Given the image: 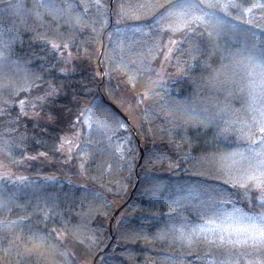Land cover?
I'll list each match as a JSON object with an SVG mask.
<instances>
[{
  "label": "trees",
  "instance_id": "obj_1",
  "mask_svg": "<svg viewBox=\"0 0 264 264\" xmlns=\"http://www.w3.org/2000/svg\"><path fill=\"white\" fill-rule=\"evenodd\" d=\"M189 1L198 3L208 15L202 20L189 22L187 27L174 34L165 31L155 37L153 43L152 37L122 34L125 32L121 29L129 30V26L139 23L137 16L143 20L163 11L170 4L178 8L179 0H114L112 27L110 0H99L103 6L99 15L108 21L107 28L97 19L96 8L89 6V2L95 5L96 0H0V83L23 86L26 78L34 80L44 77L46 80L51 65L64 67L63 60L66 57V50L52 49L51 43L61 46L67 43L71 46L73 58L76 59L71 87L64 89L55 103L49 104L45 111L56 112L64 120L74 118L67 111L70 109L75 113L77 109L73 92L82 77L91 78L94 72L99 71L98 57L103 36L105 48L113 49L103 56L102 62L103 71L109 74L102 87L93 84L91 95L79 103L83 105L93 96L97 100L103 96L113 103V98L120 101L122 95L126 97L127 94L130 102H135L140 98L138 94L142 95L145 90L159 93L151 96L144 105H139L142 117L138 119L136 134L132 133L135 158L129 157L131 163L123 164V161L118 160L119 153L113 155L118 145L117 136H112L109 142L105 135L95 134L92 138L99 143H94L89 150L96 153V160L91 164L86 163L87 171L81 174L78 161L76 164L64 165L57 163L51 153L48 159L38 156L39 152L49 149L37 144L35 139L50 144L48 135L52 126L47 125V130L42 132V129H46L45 121L34 128L33 125L37 123L35 119H17L19 108L12 103L16 96L12 95L11 87L3 88L0 92V107L9 114L0 116V162L5 164L11 177L0 176V264H79V257L75 256L74 251L78 246L73 243L74 237L71 235L73 226L77 224L85 228L84 236H96L104 244L112 242V246H118V259L123 264H179L176 259L179 256H183L188 264H201L195 256L187 255L180 245L171 240L151 238L157 228H150L149 225L163 221L165 217L161 214L167 213L168 207L164 196L153 205L140 195L146 176L158 175L173 189L204 182L206 186L218 188L230 199L231 203L225 205L226 209L230 210L234 206L247 210L244 189L221 187V182L213 179L216 162L210 154L231 150L235 146V137L213 140L212 131L206 137H201L200 142L192 146V154L206 153L209 158L202 160L195 170L190 165L171 172L166 168L146 169L144 166L150 154L163 150L164 145L168 144L169 130L179 140L185 128L194 126L185 123V107L199 111L211 101L214 105L228 104L234 109H242L248 103L247 85L250 77L259 80L258 70L252 71L246 66V61L240 62L241 54L244 57L252 56L256 61L264 60V43L254 46L252 40L246 39L247 28L264 30V9L255 6L257 0ZM121 6L123 17L116 14ZM210 18L220 23L208 22ZM120 19H123L122 22L117 23ZM93 26L97 31H92ZM234 26L239 28L234 29ZM108 32L113 33L111 42ZM170 38L177 41L170 56L171 63L180 68L179 75L154 88V77L168 62L163 53L171 46L168 44ZM121 42L122 47L119 46ZM53 74L60 76L58 71ZM129 77H132V86ZM96 79L101 83L102 76ZM62 82L59 78L56 80L57 84ZM20 95L22 98L23 92ZM32 95L37 93L33 91ZM118 118L122 119L119 114ZM173 124L178 128H173ZM137 138L143 149V159L138 169L141 153ZM205 140L208 143H204ZM184 151H189V148L185 146ZM25 156H37V159H25ZM59 159L62 161L63 158ZM109 163L113 165L110 172L104 170ZM196 172L201 174L197 175ZM49 175L57 177L55 184L46 181ZM18 176L27 179L19 181L16 179ZM137 179L138 187L113 222L111 233L109 221L115 211L128 201ZM82 185L104 196L103 201L95 202L93 210L85 219L78 215L81 211L80 201L77 199L74 204H69L60 191L61 188L71 190L79 196L78 189ZM50 193L58 194L60 199L55 201ZM55 204L59 207L56 208ZM83 207L86 211L87 205ZM56 211L64 214L57 216ZM44 212L50 213L47 224L42 219ZM153 215L156 220L141 219ZM184 215L194 223L199 222L191 212H185ZM141 225L148 239L144 235L135 240L120 239L119 234L128 230L129 226L139 228ZM158 227H164V224L160 223ZM53 228L57 231L68 229L67 239L58 242L56 234L51 232ZM192 251L203 257L207 249L201 244ZM207 259L213 257L208 256Z\"/></svg>",
  "mask_w": 264,
  "mask_h": 264
},
{
  "label": "snow or ice",
  "instance_id": "obj_2",
  "mask_svg": "<svg viewBox=\"0 0 264 264\" xmlns=\"http://www.w3.org/2000/svg\"><path fill=\"white\" fill-rule=\"evenodd\" d=\"M89 6L96 8L97 19L101 20L104 28H107L108 21L99 15L100 8L103 7L99 0H96L95 5L89 2ZM255 6L264 9V0H257ZM192 7L194 5L190 6L188 0H179L178 8L176 5L170 4L163 11L143 20L137 16L136 20L139 23L129 26V30L133 34H141L145 38L152 37L153 43H155V37L165 31L174 34L187 27L185 18L192 15ZM122 9L123 6L117 11L118 16H122ZM208 22L220 23V21H213L211 18ZM238 28L239 26H234V29ZM92 31H97L95 26ZM247 31L246 39L252 40L254 46L264 43V30L247 28ZM107 36L111 42L113 33L108 32ZM168 44L171 47H167L163 53L166 59L172 53L173 46L177 44V41L170 38ZM119 46L122 47V42ZM51 47L57 51L66 50V57L63 60L64 67L57 68L56 65H51L46 80L44 77H36L34 80L26 78L23 86L0 83V92L4 87H11L12 95L16 96L12 103L19 108L17 119L19 117L35 119L37 123L33 125L34 128L39 127L41 121H45L46 129H42V132L47 130V125L52 126L48 135L50 144L33 137L37 144H42L49 149V151L39 152L38 156L48 159L51 153V157L56 159L57 163L64 165L76 164L78 161L77 166L82 174L87 171L86 163L91 164L96 160V153L89 149L94 143H99V141H94L92 136L100 134L105 135L109 142H111L112 136L118 137L119 144L113 155L121 153L117 159L124 160L123 146L125 143L129 145L132 143L131 127L127 122L118 118V113L114 110L112 103L106 101L103 96L99 100L93 96L83 105L79 103L81 99H87L91 95L93 84L98 88L102 87L96 78L109 73L96 71L91 78L82 77L77 82V87L73 92V100L77 102V109L75 113L67 109L70 116L74 118L64 120L62 115L56 112L45 111L49 104L55 103L64 89L71 87L70 81L75 72L76 59L73 58L71 46L67 43L61 46L52 42ZM110 51L113 49H103L106 56ZM151 53L150 49L149 55ZM245 61L247 62L246 66L250 67L252 71H259V80L250 77L247 85L248 103L244 108L234 109L228 104L214 105L211 101L199 111L185 107L183 109L185 123H191L194 126L185 128L179 140L169 130L168 144L164 145L163 150L150 154L144 161L146 169L158 168L162 170L166 168L171 172L181 166L190 165L195 170L202 160L209 158V154L206 153L196 156L192 154V146L199 143L201 137H206L209 131H212L211 138L213 140L220 137L225 139L235 137V146L231 150L210 154L211 159L216 162L213 179L219 180L221 187L230 186L231 188L244 189L247 210L234 206L230 210L226 209L225 205L231 203L230 199H227L218 188L206 186L204 182L187 184L176 189L165 184L164 179L158 175L146 176L142 182L140 192L142 197L154 205L160 201V197L164 196L168 207L167 213L161 214L165 217L163 221L149 225L150 228H157V231L151 234V238L171 240L174 244L180 245L187 255L195 256V259L201 261V264H264V60L256 61L252 56L244 57L241 54L240 62L244 63ZM68 65H72V67L70 68ZM54 71H58L60 76L54 75ZM58 78L63 82L57 84ZM131 80L132 77H129L130 82ZM153 86L155 87V84ZM33 91L37 95L33 96ZM21 92H23L22 98ZM138 95L140 98L136 100V104L140 105L159 93L148 89L142 95ZM123 106L124 101H121L120 107ZM7 114H9L7 110L0 107V116ZM168 123L171 124V121ZM84 126L90 129L88 138H85ZM172 126L178 128L177 125L173 124ZM108 133L111 135H107ZM204 143H208V141L205 140ZM185 146L189 148V151H184ZM127 155L134 159V150L129 149ZM59 157L63 158L62 161ZM24 158L35 160L37 156H25ZM112 167V163H109L104 170L110 172ZM195 174L201 173L196 172ZM211 174L209 173V175ZM7 175V171L0 169V176ZM16 179L24 181L27 178L18 176ZM45 179L51 184H55L57 181V177L54 175H49ZM60 191L63 193V199L69 204H74L77 199L80 201L81 211L78 215L81 219L90 215L97 200H104L102 193L90 190L87 185L80 186L79 196L71 190L65 191L61 188ZM49 195L54 197L55 201L60 199L56 193ZM85 204L87 205L86 211L83 207ZM55 207L58 208L59 205L55 204ZM185 212L195 214L199 222H192L188 216L184 215ZM63 214L60 211L55 212L57 216ZM126 215L127 213H125ZM49 217L50 213L44 212L43 222L47 224ZM141 219L156 220V217L153 215ZM160 223H163L164 227H158ZM84 231L85 228L80 224L74 225L71 231V235L74 237L73 243L78 246L74 251L75 256L79 257V264H123V261L118 259V246L104 244V241L96 236H84ZM51 232L56 234L55 238L58 242L67 239L69 235L68 229L57 231L53 228ZM141 235L148 239V235L143 233L142 225L139 228L129 226L128 230L119 234L120 239L129 240L139 239ZM42 241L43 237H41ZM201 244L207 249L203 257L192 251L193 248ZM123 254L120 253V255ZM65 255L67 256V252ZM208 256H212L213 259H207ZM176 259L179 264H188L183 256Z\"/></svg>",
  "mask_w": 264,
  "mask_h": 264
},
{
  "label": "rangeland",
  "instance_id": "obj_3",
  "mask_svg": "<svg viewBox=\"0 0 264 264\" xmlns=\"http://www.w3.org/2000/svg\"><path fill=\"white\" fill-rule=\"evenodd\" d=\"M206 1L207 2H210L211 0H206ZM188 3H189L190 6L194 5V7H192V15L185 18L186 21H187V24L189 22L194 21V20H197V19L202 20L203 17L205 18L208 15V12L205 9H203L201 6H199V4L196 3L195 1H189ZM122 17H123V15H122ZM122 20L123 19L118 20L117 23H121ZM119 31L120 30H117V32H119ZM121 31L122 32H125V33H122V34H132V32L130 30L121 29ZM169 47H171V46H169ZM170 55L167 58L168 59V62H166V64L164 65V67L160 70V73H158L154 77L153 85L155 84V87H157L159 84L166 83L169 79L175 78V77H177L179 75V69L180 68L176 64H172L171 63V56ZM130 85L131 86L133 85V80L130 82ZM122 98L123 99L120 100V101H117L115 98H113L112 101L124 113H126L129 116V118L131 119V121L134 124V126H137L138 125V119H139V117H142L140 115L139 105L136 104V100H135V102L134 101L130 102V99H129L128 94L126 95V97L124 95H122ZM121 101H124V106L123 107H120V102ZM144 103H142V105H144ZM84 128H85V132H86V134H84L85 135V138H88L89 137V133H90V129L87 126H84ZM117 140H118V144H119V139H117ZM132 147H133L132 146V143L130 145L127 144V143L124 144V146H123V149H124V152H123V154H124V160H122L123 161V164L131 163L130 161H132V160L129 159L130 156L127 155V153L129 151V149L132 150ZM119 155H121V153H119ZM0 169H3L4 171H7L8 170L7 167L5 166V164L2 163V162H0ZM6 177H11V175L8 173V175Z\"/></svg>",
  "mask_w": 264,
  "mask_h": 264
},
{
  "label": "water",
  "instance_id": "obj_4",
  "mask_svg": "<svg viewBox=\"0 0 264 264\" xmlns=\"http://www.w3.org/2000/svg\"><path fill=\"white\" fill-rule=\"evenodd\" d=\"M113 3H114V0H111L110 1V10H109V12H110V23L112 24V21H113V16H112V9H113ZM102 48H101V51H100V54H99V59H98V65H99V69L102 71V58H103V49H104V46H105V41H104V37H103V39H102ZM104 79H105V75H102V83L104 82ZM112 106H113V108H114V110L127 122V124L131 127V129H132V132H133V134H135L136 133V130H135V127H134V125L131 123V121H130V119L122 112V111H120L115 105H113L112 104ZM137 141H138V145H139V149H140V153H141V158H140V161H139V163H138V166H137V169H138V167L140 166V164H141V161H142V159H143V149H142V147H141V142H140V139L138 138L137 139ZM136 176H137V170H136ZM138 183H139V181H138V179H137V183H136V185H135V187H134V189H133V191L131 192V195H130V197H129V199H128V201L125 203V204H123L121 207H119L117 210H116V212L112 215V217H111V219H110V221H109V228H110V232L112 233V224H113V222H114V220H115V218L118 216V214L126 207V205L129 203V201L132 199V197H133V194H134V192L136 191V189H137V187H138ZM112 243V242H111ZM111 243L109 244V245H111Z\"/></svg>",
  "mask_w": 264,
  "mask_h": 264
}]
</instances>
